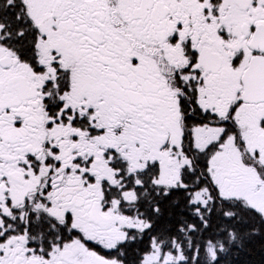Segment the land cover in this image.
Returning <instances> with one entry per match:
<instances>
[{"label":"snow or ice","instance_id":"snow-or-ice-1","mask_svg":"<svg viewBox=\"0 0 264 264\" xmlns=\"http://www.w3.org/2000/svg\"><path fill=\"white\" fill-rule=\"evenodd\" d=\"M0 264H264V0H0Z\"/></svg>","mask_w":264,"mask_h":264}]
</instances>
